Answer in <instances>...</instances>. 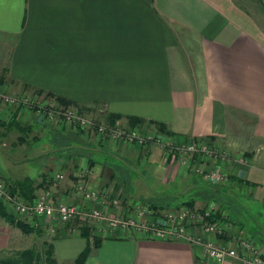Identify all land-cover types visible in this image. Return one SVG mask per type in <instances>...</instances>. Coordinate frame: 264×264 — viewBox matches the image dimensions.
<instances>
[{
  "label": "crops",
  "instance_id": "obj_1",
  "mask_svg": "<svg viewBox=\"0 0 264 264\" xmlns=\"http://www.w3.org/2000/svg\"><path fill=\"white\" fill-rule=\"evenodd\" d=\"M1 75L0 87L8 93L41 90L43 99L49 92L92 112L119 115L115 126L153 131L175 146L219 148L213 149L215 161L198 165L225 177L221 184L206 183L194 172L197 156L185 162L165 158L157 143L140 146L91 131L51 129L34 110L0 107V177L9 183L29 177L35 196L50 191L53 202L96 210L117 197L122 205L108 207L112 216L142 201L167 205L171 195L178 207L188 199L199 205L204 197L195 194L206 193V186L246 192V199L264 208V0H0ZM12 117L27 127L26 134L10 126ZM130 117L144 122L132 127ZM149 121L163 124L168 134ZM22 145L27 151L19 159ZM31 162L33 177L19 179L18 167ZM79 182L104 201L85 202ZM185 193L194 196L178 197ZM72 223L57 224L55 234L42 223L27 234L0 217V253L31 246L39 251L50 243L57 264H74L87 247L84 264L210 262L199 243L112 230L92 220ZM260 227H235L232 242L223 234L212 238L235 247L241 237L252 249L247 254L264 256ZM84 228L86 237L80 235ZM189 230L195 237L201 231Z\"/></svg>",
  "mask_w": 264,
  "mask_h": 264
},
{
  "label": "built area",
  "instance_id": "obj_2",
  "mask_svg": "<svg viewBox=\"0 0 264 264\" xmlns=\"http://www.w3.org/2000/svg\"><path fill=\"white\" fill-rule=\"evenodd\" d=\"M36 98L33 95H17L6 92L0 87V107L10 108H28L37 114L45 122V124L67 127L70 130L87 132L94 131L98 137L110 138L115 141L128 142L129 144L142 145L150 143V140H164L159 135L146 136L138 127L123 128L119 126H111L107 123H97L86 118L76 108L67 107L54 109L47 106H37ZM88 131V132H89ZM155 140V141H156ZM162 145L165 149V158H177L179 161L185 154L199 156L202 155L208 158L209 161H215L219 155L215 150L208 148L205 144L193 143L184 146H175L167 141ZM199 162L195 167V174L203 181L219 182L222 176L201 170ZM82 172L79 178L83 179ZM56 179H62L63 174H57ZM81 192L84 201L92 202L95 200L104 201L101 193L94 190H87L82 182L76 186ZM50 191H43L36 195L31 201H26L24 197L11 192V186L0 177V203L12 212L19 220L26 224L38 228L42 223L45 225L49 234H55L57 224H69L71 221H78L87 224L89 220L96 224H106L112 230L130 229L141 233L152 235L161 240H185L202 244L205 256L210 261L209 264H264V256L260 253L252 251L248 242L240 237L235 240L236 246L232 247L231 243L234 239L230 236V242L218 244L212 238L216 234H222L226 230V224L222 219H225L222 213L221 218L210 217L214 211V206L209 205L203 214L191 211L186 205H181L175 211L161 210L157 212L149 206H141V203L134 204L136 209H140L138 213L130 215L112 216L108 207L118 206L120 199H112L111 205L105 207L104 210L92 209L89 206L78 205L72 203H64L61 201L53 202ZM217 211V210H216ZM82 226V224H81ZM198 227L201 231L197 237L193 236L189 230L190 227ZM232 226V225H229ZM224 229V230H222ZM229 229V228H228ZM240 249V253L237 249Z\"/></svg>",
  "mask_w": 264,
  "mask_h": 264
},
{
  "label": "rangeland",
  "instance_id": "obj_3",
  "mask_svg": "<svg viewBox=\"0 0 264 264\" xmlns=\"http://www.w3.org/2000/svg\"><path fill=\"white\" fill-rule=\"evenodd\" d=\"M22 95L30 96L28 94H22ZM33 97H35L36 98V101L38 102L37 103V106H47V107H51V108H54V109H59L60 108V107H57L56 102L52 98H45V97H43V99H41L40 95L39 96L38 95H33ZM82 114H84L86 116V118L90 119L91 121H95L97 123L98 122L99 123H107L106 120H105V117H104L106 114H104L103 112H92V110H91L89 112H84ZM49 124L50 125H48V127L51 128V129H56L57 127H59V124H55V125H53L52 123H49ZM148 130H150V129H148ZM91 132H94V131H91ZM141 132H142V130H141ZM149 132H151V133H149ZM153 133H155V132H153V131H146V132H144V134L146 136H153ZM155 140L156 139L150 140V143H157L159 145H161V144L164 145L165 142H166L165 141V138L162 141H160V140H156L155 141ZM167 141H169V140H167ZM123 143H126V142H123ZM146 144H148V143H146ZM146 144H142L140 146H144ZM20 147H21V152L18 151V157H16V158H19V159H21L22 156H23V154H24V152L27 151V146H23L22 145ZM213 149H216V148L213 147ZM216 150L218 151L220 149L218 148ZM187 157H190V155L189 154H185L183 156V158L180 160V162H185ZM207 159L208 158H205L204 156L199 155V156H197V159L196 160L198 162H200L202 160H207ZM177 162H179V161H177ZM29 166H30L29 168H24L23 165L20 166V167H18L16 173H17L19 179L24 178L23 176H32L33 177V172H32L33 171V162H31ZM213 171H214L213 174H218V176L221 175L223 177V175H222L223 173L222 172L217 171L218 172L217 173V172H215V169H213ZM0 172H2V173L5 172V170H2L1 169V165H0ZM224 179H225V177H223L222 180H220L217 183L218 184H221V181H224ZM209 191H210L209 193H202V192H200L198 190L197 194H195V195H198L197 197H204V198H200L201 200L200 199L197 200V201L200 202L199 205L194 204L192 206H188V205H186V206H188V208L191 209V211H193L194 214L195 213L203 214L204 211L206 210V208L209 205H213L214 206V211H213V213L211 215H208L207 218H210V217L221 218L220 215L222 213H224L223 216L225 217V219H222V221L224 222L223 224L228 225L227 228H226V230L222 229V230H224L222 234L225 235V237L228 236L230 238V236L232 234L238 233L239 230H236V228L243 230L244 227H245L244 230H247L248 232H250V231L252 232V231L255 230L254 227H256V226L257 227H260V225H261V226L264 227V208L262 206H260V204H257V203L254 204V203L250 202V200H249L248 197L246 199V196H245L246 192L243 191L244 194H242V193H238L237 190L235 192H233V190H230V189H223V191H221V189H218V187L217 188H213V189L210 188ZM192 195L194 196V194L185 193V194H182V196H178V197L180 199H184L185 200V199H188V198L192 197ZM179 201H181V200H179ZM188 201H190V200L188 199ZM195 202L196 201H194V203ZM140 203H141V206H143V207L152 204V203L151 204L150 203H145L144 201H142ZM173 203H176V200L171 203L173 208H169L168 207V208H162V209H154V208H152V209H154L156 211L155 212L156 214L159 211L161 212V210H171V211H175L180 206L178 207V206H176V204L173 205ZM120 204L122 205V203L120 202L118 204V206H120ZM171 204H169V205H171ZM127 207L128 208L126 209V211H124V213L121 210V211H119V212L116 213L117 215L116 214L115 215L116 216H121V215H130V216H132L133 214L135 215V213H138L140 211V209H138V208L136 209V207H135L134 204H132L130 206H127ZM231 216L232 217L234 216L236 218L238 217L239 220H240V222H241V225L236 223L237 222L236 219H234L236 221V222H234V220H233V218ZM72 222H73L72 225L74 227H76V226L79 225V222L77 220L76 221H72ZM230 224L232 226H229ZM256 230H257V228H256ZM261 232H263V230H261ZM32 247L33 246H31V248ZM8 254H9L8 252H5V254H4L3 251H2L0 253V258L3 259L4 257L6 258V257H9V256H12L14 253H12L10 255H8Z\"/></svg>",
  "mask_w": 264,
  "mask_h": 264
},
{
  "label": "trees",
  "instance_id": "obj_4",
  "mask_svg": "<svg viewBox=\"0 0 264 264\" xmlns=\"http://www.w3.org/2000/svg\"><path fill=\"white\" fill-rule=\"evenodd\" d=\"M4 80V75L0 76V85H2V82ZM35 94L37 95H41V93H43L41 90H35L34 91ZM46 96H48L49 98L54 99V101L57 104V107L60 108H67V107H73L76 108L80 113H84V112H89L91 111L90 108L88 107H84V106H78L74 103H72L71 101H68L62 97L59 96H54L53 94H50L48 92V94H45ZM15 115H13L14 117ZM13 117L10 119V121H12V124L10 126H16V129L20 132V134L24 135L26 134L25 132H27L26 130V126L23 127L20 124H18L17 122L13 121ZM105 120L108 124H110L111 126L115 124L116 120H118L120 117L119 115L116 114H106L105 116ZM129 119V124L130 126H134L137 123H143L144 120L140 119V118H128ZM9 121V122H10ZM151 124H154L155 127L162 133H166L168 134V130L165 128V126L161 123L158 122H154V121H149ZM94 161H90L89 164L93 163ZM92 165V164H91ZM5 181L9 184V186H11V192L12 193H16L24 198H27L28 200L33 199V197H35V195L33 194L34 192V180L32 178L26 177L22 180H15V181H11V183H9L10 180H6ZM206 183H212V182H208V181H204ZM218 185V184H216ZM210 187L208 188V186L205 187V190L203 189V191H206V193H209ZM216 190V189H215ZM208 195V194H207ZM172 198L167 199V205H163L164 203H161L159 205H155V204H151L148 205L151 208L154 209H162L163 207H168L169 204H171L172 202H174L176 200V198L174 196L171 195ZM194 199L190 200V201H186L180 204L181 205H188V206H192L194 205ZM0 217L4 218V220L12 225L17 226L18 228L21 229L22 232L24 233H36V230L34 227L29 226L27 224H23L22 222L18 221L15 219L14 215L4 206L0 203ZM38 233V232H37ZM89 234V230L87 228H84L83 230H81L80 235L83 236H88ZM96 243V241H95ZM53 246L50 243H45L44 247L42 248L43 250H37L35 248H28L24 249L22 251H18L15 252L12 256L9 257H4L3 259L0 258V264H57V262L55 261L56 259L54 258V254H53ZM89 247L85 248V250L76 258V260H74V264H84L86 257L89 254Z\"/></svg>",
  "mask_w": 264,
  "mask_h": 264
}]
</instances>
